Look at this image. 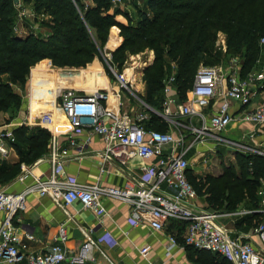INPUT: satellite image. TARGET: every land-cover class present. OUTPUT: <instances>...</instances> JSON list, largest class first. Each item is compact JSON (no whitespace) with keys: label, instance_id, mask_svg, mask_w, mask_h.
<instances>
[{"label":"built area","instance_id":"2783aa9c","mask_svg":"<svg viewBox=\"0 0 264 264\" xmlns=\"http://www.w3.org/2000/svg\"><path fill=\"white\" fill-rule=\"evenodd\" d=\"M112 3L113 7L120 8L126 0H112ZM19 6L21 7V1ZM28 16L36 18L34 12L21 8L19 23L15 28L17 34L21 33L18 30L19 24L23 25ZM261 45H264V39ZM48 66L53 67L50 60ZM114 75L121 88L129 89L131 80L117 70ZM174 82V74L165 81L163 111L158 115L166 123L174 125L177 117L190 120L189 124H176L179 131L161 132L148 128L146 122L150 119V111L155 112L148 105L130 115L122 112L116 103L110 105L108 94L98 91L85 94L71 90H61L55 109L65 115L73 132L78 135L88 132V137L83 142L74 138L78 136H73L68 147L62 146L56 132L59 127L51 113L29 115L16 125H0L2 160L15 151L16 127L42 126L51 133L47 154L51 166L50 174L44 177L35 176L29 166L22 165V174L17 180L24 182L32 178L31 184L19 192H10L6 187L0 186L1 260L10 264L23 261L27 264H86L92 261L98 248L97 241L91 237L93 232L105 231L99 242L104 241L110 246L118 243L106 231L103 222L104 218H109L105 200L116 199L128 205L133 227L147 225L154 233L166 235L167 257H171L174 249L179 247L176 234L168 233V226L170 223L180 222L186 228L184 245L218 254L233 264H264V250L250 240L232 235L221 221L222 212L197 207L195 202L199 197L188 178L190 162L187 158V154L196 145L206 144L210 140L215 143L226 141L223 133L233 121L264 127V98L255 108L240 110L251 105L264 90V71H252L242 76L241 64L236 59L231 60L225 68L201 65L188 98L180 105H177V99L173 97ZM59 97H63L60 105ZM92 135L101 137L104 143L103 161H115L127 168L136 158L148 163L140 165V173L128 177L120 187L103 185L98 181L83 183L76 177L65 174V164L72 157L71 148H78L79 154L85 153ZM165 187L172 189L174 193H170ZM30 195L40 198L57 196L56 200H61L66 206L78 203L95 214L98 223L90 229L77 254L69 256L67 253L69 234L65 225L60 226L55 243L49 250L35 251L30 248L35 237L29 233L21 235L17 225L18 215L26 210ZM259 195L264 204L263 188ZM254 213H261L264 220V208L243 210L234 214L243 216ZM254 233L264 247V221L255 227ZM149 252L148 246L139 249V254L144 259H147Z\"/></svg>","mask_w":264,"mask_h":264},{"label":"trees","instance_id":"16d2710c","mask_svg":"<svg viewBox=\"0 0 264 264\" xmlns=\"http://www.w3.org/2000/svg\"><path fill=\"white\" fill-rule=\"evenodd\" d=\"M26 5L33 8V22L46 30V36L35 34L32 22L29 25L26 21L29 19L22 25L29 33L19 36L15 32L20 9ZM147 6L150 13L135 4L140 16L134 20L123 9H113L112 0H93V5H86L84 0H22L21 7L13 0H0V112L19 110L23 97L11 84L23 88L38 62L50 60L58 68H83L102 50L113 27H118L122 39L112 54L117 72L123 68L127 53H153V61L143 72L146 93L142 99L159 112L163 111L165 81L172 74L177 100L182 103L201 65L216 66L238 55L242 76L255 71L264 47V0H147ZM118 15L125 16L129 23L118 21ZM219 34L225 35V49L216 46ZM96 68L103 76L98 62ZM80 70L65 71L69 78L66 83L84 84L86 79L80 77ZM3 75L9 76L8 83L1 80ZM146 125L168 131L166 122L155 112L150 111ZM14 133L19 160L9 165L0 162V182L17 180L22 165L32 166L49 152L51 133L44 127L21 126ZM241 168L242 175L230 165L219 176L203 177L189 169L188 178L208 209L234 212L249 201L257 210L264 158L250 157ZM261 221L262 216L254 213L246 223L250 226L254 222L256 226ZM174 223L171 231L185 225ZM187 247L197 255L198 264H233L218 254Z\"/></svg>","mask_w":264,"mask_h":264},{"label":"crops","instance_id":"0c3cea01","mask_svg":"<svg viewBox=\"0 0 264 264\" xmlns=\"http://www.w3.org/2000/svg\"><path fill=\"white\" fill-rule=\"evenodd\" d=\"M34 25V27L38 28L35 23ZM149 53L151 59L149 62L151 63L154 59V55L152 52ZM131 82L132 84L129 89L121 88L119 83L118 85L113 87L108 82L107 87H104L103 89H83L78 93L81 92L86 94L94 93L97 91L99 92V90H105V88H109V86H111L112 90L110 92H107L108 90L106 89V94H108L111 102L110 105L116 103L120 110L124 112L123 98L131 95L137 98L138 101H140V103L142 104L139 108V111H141L145 109V105H147L142 98H139V96L144 95V92L146 91L145 85L144 83H141V89H136L134 83L135 81ZM22 92H20L19 94L23 95ZM29 94L30 99H28V109L30 114H28V116L51 113L54 115L55 119L57 117L56 122L59 128L56 130V132L58 140L62 146L68 147L69 142L73 136H78L74 138L78 139L77 141L81 142H83L88 137V132H83L79 135L78 133L73 132L68 124V121V126H64L61 119L58 118L61 115H58L56 113L58 109H53L52 106H48L42 111H37L33 114L32 93L30 92ZM173 97L177 99L176 89L174 86ZM263 98L264 90L261 91L259 96H257L253 100V103L251 105L240 108V110L245 111L255 108ZM177 105H180L178 100ZM149 109L153 110V108L151 107ZM235 112H237V109L235 110ZM175 122L177 125L182 126L185 124H189L190 120H187L183 117H177ZM176 124L174 125L171 123H166L167 130L179 131L180 129L176 126ZM0 125L7 126L9 124ZM251 135L253 137H251ZM223 136H227L228 139L235 141H240L242 138H247L255 143H259V146L261 148H264V127L254 126L247 122L233 121V123H231V125L223 133ZM213 144H215V141L210 140L207 145L199 144L196 145L192 150H190V152L187 154V158L190 162V169L193 166L195 170H198L193 164V160L195 159V157L197 158V156L201 155L202 160L199 162V164L202 165V161H206L205 156L207 154L216 153L211 150L210 146H213ZM204 146H207L208 148L204 150L201 149ZM79 152L80 151L78 148H71L72 157L66 162L64 171L65 174L74 176L83 183L98 181L103 185L120 187L125 184L128 177L137 176V174L140 173V165L148 163V161H143L136 158L131 161L130 166L127 168L125 166L119 165L115 161H103L102 157L104 152V143L101 137L96 135H92L91 141L86 146L85 153L79 154ZM5 159L11 160L10 162H7L8 165L16 163L19 160L16 150L12 151L9 157ZM5 159L0 160V162L4 163ZM25 166L28 167V165ZM28 168L35 176H48L51 171V166L47 159V155ZM102 169H104L103 172ZM205 175H200L199 177H203ZM216 175H221V172ZM31 183L32 178H29L24 182L15 180L11 183L10 186L6 188L10 192H19ZM165 189L170 193H174V191L172 189H169L168 187H165ZM55 197L56 198L47 196L40 198L37 195H30L28 197L26 210L18 215L17 225L20 228V234L22 235L25 233H29L35 237V240L30 243V248L32 250L47 251L50 249L53 243H55V239L58 235L60 226L65 225L69 234V240L66 244L67 253L69 256L75 255L79 252L80 247L85 242L86 235L89 233L90 229L96 227L98 220L92 211L84 209L80 204L74 203L73 205L66 206L61 203V200H56L57 196ZM104 203L109 215V218H104L103 220L105 225L104 227L106 231H108L118 243L115 246H110L104 241L99 242V238L105 231L93 232L91 234V237L95 239V241H97L98 248H96L94 252L93 260L87 262L86 264H146L147 262H151L153 264H198L196 262L197 255L194 253V251L183 244L184 234L186 230L185 225L180 227V229L177 231H171L169 229L171 228L170 225L174 222L170 223V225L168 226V233L171 231L170 233L176 234L179 247L174 249L173 255L171 257H167L165 253L166 245L168 244L166 235L154 233L152 229L147 225L141 227H133L130 220V209L125 203L116 199H106ZM195 204L199 209H207V204L202 197L198 198ZM252 208L254 207L251 206V203L249 201H245L241 205V207L234 212H222L221 221L226 225L227 229L232 233V235H235L234 232H239L241 237L254 242L257 246L264 250V247H262L259 243L257 235L255 233L253 234L254 229L257 225L255 226L254 222L250 226L248 225V222L246 223V220H248V218L252 214L243 216L234 214L243 210H253ZM261 208H264V204H262V202L259 204L257 210H260ZM258 214L262 216V221H264L263 215L261 213ZM144 246H148L150 250L147 259H144L139 254V249ZM0 264L10 263L0 259ZM18 264H27V262L23 261Z\"/></svg>","mask_w":264,"mask_h":264},{"label":"rangeland","instance_id":"374dc122","mask_svg":"<svg viewBox=\"0 0 264 264\" xmlns=\"http://www.w3.org/2000/svg\"><path fill=\"white\" fill-rule=\"evenodd\" d=\"M22 2V0H21ZM84 3L86 5H93V0H84ZM135 4L141 10L146 11L150 13V10L147 6V0H126V3L121 6L120 8L123 9V11L128 12L129 16H131L134 20H137L138 17L140 16L139 13L137 12V9L135 10ZM26 9L30 12H33V8L30 5H26ZM115 9V7H113ZM112 9V10H113ZM29 17V16H28ZM45 18V17H44ZM29 20L26 21H31L33 23L32 28L34 29L33 31L35 34L38 35H47V32L45 29L40 28L39 24H36L38 28L34 27V18L29 17L27 18ZM41 19V18H40ZM116 19L122 23L128 24L129 20L123 16V15H118ZM19 23V22H17ZM30 23V22H29ZM29 26V25H28ZM18 30H21V33L18 34L19 36L24 35L25 33H29V31L24 28L22 25L19 24ZM26 29V30H25ZM44 35V36H46ZM122 43V39L120 36V30L118 27H113L108 35L107 41L98 53V55L95 56L92 62L88 63L85 67L83 68H73V67H65V68H58V67H50L48 66V61L43 60L44 62L40 61L38 62L33 68H31L28 80L26 82V85L22 88L19 85H15L16 87L14 90L17 93L22 92V99H23V104L20 106L18 111H11V112H0V124H19V122L24 119L25 117L30 114L29 109H28V99H30V92L32 93V113H36L37 111H42L44 108L48 106H52L53 109L57 107V98L59 93L62 91H73L78 93L79 91L83 89H91L93 86L95 89H100L107 87L108 82L111 86H116L118 85V81L116 77L114 76V73L116 72V68L114 67L113 62V52L116 51L119 46ZM217 47L221 49H225V35L224 34H219L218 35V40H217ZM224 51V50H223ZM231 59H236L240 63V56H232L230 60L221 62L220 64L216 65L218 67L225 68L230 62ZM150 53L149 51H145L143 53L139 54H132V53H127V59L126 62L121 70H119L120 74L125 75L129 80L135 81V88L136 89H141L140 84L144 83L145 88H146V83L144 81L143 73L144 68L147 67L150 64ZM96 62H98L103 71L104 74L103 76H99V73L96 68ZM33 69V70H32ZM73 69H81L80 71V77L82 79H86L84 81V84L81 86L79 84L76 85H71V83L67 84L66 81L67 75L65 71L73 70ZM264 71V47L261 51V55L259 57V63L256 65V69L254 72L260 73ZM1 80L5 83H8L9 81V76L8 75H3ZM137 81V82H136ZM30 84H31V91H30ZM109 86V88H105V90H99V93L106 94V89L108 90L107 92H110L112 90V87ZM13 87V88H14ZM19 89V91L17 90ZM136 91V90H134ZM146 91L144 92V95H140L139 98H142L145 96ZM27 94V96H26ZM128 95V94H127ZM163 99V98H162ZM63 97H59L58 99V104H62ZM142 104L140 101H138L137 98L128 95L126 98H123V111L127 114L134 115L137 113L140 109V106ZM160 106V105H159ZM155 112L160 113L157 110H154ZM58 115L60 114L61 116L58 117L61 119L62 123L64 126H68L67 120L64 117V115L61 113V111L56 112ZM57 119V117H56ZM35 127H42V126H35ZM33 127V128H35ZM227 137V136H226ZM208 143H206L207 145ZM251 145V146H250ZM211 149L216 152V153H209L205 156L206 161H202V165L199 164V162L202 160L201 155L195 157L193 160V164L196 169L192 166L191 168V173H194L197 176L200 175H215L221 172L223 173V170L226 166H234V169L237 174L242 175L243 173V168L241 166L243 163H247L248 158L250 157H262L264 158V148H261L259 146V143H255L251 141L250 139L247 138H242L240 141H235L228 139L226 141H222L219 143L213 144V146H210ZM255 147V148H252ZM207 146H204L201 149H207ZM257 148V149H256ZM260 149V150H258ZM211 154V155H210ZM0 160H2L0 158ZM10 159H5L4 164L8 165L7 162H10ZM248 166L251 167V163L248 164ZM14 182V181H13ZM12 182H0L1 187H8L11 185ZM264 189V180L262 187ZM211 210V209H209ZM214 211V210H211ZM176 223L171 224L170 226L173 227L175 226ZM170 229V228H169ZM168 229V230H169ZM235 236H240L239 232H234ZM254 234V232H253ZM247 240V239H244Z\"/></svg>","mask_w":264,"mask_h":264},{"label":"water","instance_id":"95a60500","mask_svg":"<svg viewBox=\"0 0 264 264\" xmlns=\"http://www.w3.org/2000/svg\"><path fill=\"white\" fill-rule=\"evenodd\" d=\"M13 1H14V3H15L16 5H19L21 0H13Z\"/></svg>","mask_w":264,"mask_h":264},{"label":"bare ground","instance_id":"6f19581e","mask_svg":"<svg viewBox=\"0 0 264 264\" xmlns=\"http://www.w3.org/2000/svg\"><path fill=\"white\" fill-rule=\"evenodd\" d=\"M91 89L95 90V87L93 86Z\"/></svg>","mask_w":264,"mask_h":264}]
</instances>
